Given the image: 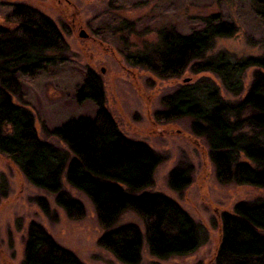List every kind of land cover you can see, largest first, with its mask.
Here are the masks:
<instances>
[{
  "label": "trees",
  "instance_id": "16d2710c",
  "mask_svg": "<svg viewBox=\"0 0 264 264\" xmlns=\"http://www.w3.org/2000/svg\"><path fill=\"white\" fill-rule=\"evenodd\" d=\"M247 1L264 26V0ZM10 27L0 25V155L6 156L34 188L54 196L55 204L72 220L84 216L82 205L61 189V175L72 189L93 205L104 233L99 247L121 264H139L142 235L134 225L116 227L119 217L133 212L144 223L149 254L158 259L185 257L203 242L199 225L177 204L161 194L145 193L151 187L160 157L142 143L120 134L104 107L99 77L87 70L76 91L78 104L89 101L96 107L93 119L71 120L52 135L69 153L41 142L29 109L15 105L20 96L19 78H34L56 63L67 61L68 48L55 24L39 12L15 5L6 16ZM128 35L135 30L126 22ZM237 32L234 25L216 16L186 36L160 30L155 46L126 60L158 79H176L191 66L194 74L214 75L232 96L243 91V74L259 71L242 100L230 103L220 96L208 78L180 86L163 99L157 114L162 122L187 119L194 136L204 140L218 183L264 190V55L232 61L225 53L212 57L215 40ZM169 187L180 193L188 187L186 171L176 169ZM39 207L49 215L45 200ZM22 264H82L59 248L40 226L31 224ZM215 264H264V201L241 203L221 216L220 241Z\"/></svg>",
  "mask_w": 264,
  "mask_h": 264
},
{
  "label": "rangeland",
  "instance_id": "374dc122",
  "mask_svg": "<svg viewBox=\"0 0 264 264\" xmlns=\"http://www.w3.org/2000/svg\"><path fill=\"white\" fill-rule=\"evenodd\" d=\"M15 5L29 7L50 19L60 31L68 48L67 61L56 63L34 78H19L20 96L15 105L24 106L34 117L35 130L41 142L66 153V146L52 131L71 120L93 119L96 107L86 101L78 104L76 91L84 74L92 70L100 79L104 107L118 131L126 139L142 143L161 161L151 187L145 193L169 198L202 229L203 244L185 257L158 260L149 254L143 221L133 212L122 214L116 227L136 226L141 235L139 264H215L220 241L221 216L231 213L241 203L264 201V190L220 184L203 139L193 135L187 119L162 122L157 114L163 110V99L180 86L192 85L208 78L218 88L223 100L237 103L246 95L253 76L259 70L248 69L242 78L239 96L228 94L212 74H194L189 66L176 79H158L126 60L129 54L151 49L157 33L167 30L186 36L200 30L204 20L216 16L220 22L235 26L229 38L215 40L207 57L225 53L232 61L264 55V26L247 1L235 0H0V25L10 27L6 16ZM122 22L136 31L128 35ZM86 38H80V32ZM188 173L190 183L180 193L168 184L172 171ZM61 189L78 201L84 216L67 217L54 201V196L31 186L15 165L0 155V264H22L28 229L36 224L61 249L82 264H121L98 245L104 231L93 205L78 191L69 187L65 173ZM45 200L49 215L39 207Z\"/></svg>",
  "mask_w": 264,
  "mask_h": 264
},
{
  "label": "water",
  "instance_id": "95a60500",
  "mask_svg": "<svg viewBox=\"0 0 264 264\" xmlns=\"http://www.w3.org/2000/svg\"><path fill=\"white\" fill-rule=\"evenodd\" d=\"M79 37H80V38H86L87 36H86L85 33L82 31V32H80Z\"/></svg>",
  "mask_w": 264,
  "mask_h": 264
}]
</instances>
